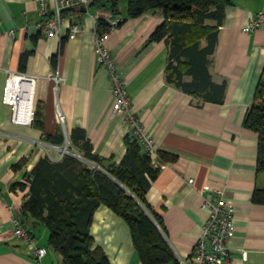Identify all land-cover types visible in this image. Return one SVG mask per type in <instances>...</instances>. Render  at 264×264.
I'll return each mask as SVG.
<instances>
[{
	"label": "crops",
	"instance_id": "obj_1",
	"mask_svg": "<svg viewBox=\"0 0 264 264\" xmlns=\"http://www.w3.org/2000/svg\"><path fill=\"white\" fill-rule=\"evenodd\" d=\"M54 3L50 0L51 6ZM89 10L110 15L95 7ZM259 10H264V0H230L225 5L215 49L208 55L212 80L225 83L220 101L167 82L168 45L165 40H150L164 18L160 9L136 17L123 9L118 14L121 22L107 39L144 130L153 136L157 150L175 156L161 164L146 199L160 215L180 260L189 258L202 232L208 211L201 202L204 195H211L204 190L211 184L223 187L225 198L235 206V230L229 240L232 259L221 264H264V203L253 200L264 172L257 169L258 133L244 126L264 70V28L246 31L244 26ZM38 18L37 0H0V264H64L60 253L48 246V228L22 212L36 163L46 155L54 161L63 157L45 136L64 133V128L69 135L82 127L92 151L109 165L121 163L131 131L125 114L112 112L110 78L96 58L90 14H72L71 19L84 22L86 30L64 39L41 35L35 27ZM56 68L63 76L57 86L51 77ZM9 70L35 77L28 106L32 102L37 119L29 124L16 122L3 100ZM15 218L23 219L47 248L42 258L13 233ZM90 233L112 264H141L128 223L105 203L95 209Z\"/></svg>",
	"mask_w": 264,
	"mask_h": 264
},
{
	"label": "trees",
	"instance_id": "obj_2",
	"mask_svg": "<svg viewBox=\"0 0 264 264\" xmlns=\"http://www.w3.org/2000/svg\"><path fill=\"white\" fill-rule=\"evenodd\" d=\"M229 1L126 0L125 8L132 17L160 9L164 18L150 40H165L168 45L167 82L205 99L220 101L225 83L212 80L208 55L215 49L218 26ZM120 4L121 0H93L89 8L118 15L122 13ZM98 24L100 31L109 26L103 15ZM244 126L258 133L257 169L264 172V70ZM45 138L54 144L65 142L62 130ZM68 141V148L84 159L70 153L57 161L48 155L40 158L32 170L30 194L22 206L23 213L48 228V246L60 253L64 264H112L105 250L94 244L90 233L93 213L102 203L128 223L141 264H181L165 236L160 215L146 199L161 164L175 156L156 150V164L143 142L130 131L121 163L103 165L102 158L92 151L84 128H74ZM253 200L264 203V184L254 189Z\"/></svg>",
	"mask_w": 264,
	"mask_h": 264
},
{
	"label": "built area",
	"instance_id": "obj_3",
	"mask_svg": "<svg viewBox=\"0 0 264 264\" xmlns=\"http://www.w3.org/2000/svg\"><path fill=\"white\" fill-rule=\"evenodd\" d=\"M92 1L55 0L54 5L51 6L50 0H37L39 18L35 22V27L44 36L55 34L61 39L64 37L72 38L86 30V24L71 19V15L81 16L86 12L90 14L94 20L96 58L98 64L107 70L110 78L113 93L112 112L113 114L118 112L125 114V120L130 125L131 132L137 135L145 148L152 154L154 161L158 163L154 138L144 130L142 119L133 111L131 94L125 77L107 45L110 30L115 28L122 18L119 15H103L106 17L109 26L106 30L100 31L98 19L101 13H92L89 10ZM82 7L86 11L82 10ZM257 28H264V10L255 12L244 26L246 31H254ZM11 32L15 33L16 29H11ZM51 77L56 82V86L63 80L58 68L52 72ZM34 81L35 77L32 75L14 70L8 71L3 90V100L10 106L12 118L18 123L29 124L34 119L35 111L32 105L28 106V94L31 90L33 100ZM58 119L64 124L65 116L61 111L58 113ZM64 135V144L49 143L50 146L60 151L61 156L65 153L75 155V152L67 147L68 134L65 128ZM189 182L192 183L193 178H190ZM206 189L211 191V195L203 196L201 207L206 209L208 214L189 258L181 259V264H189V261H192L193 264H221L232 259L229 240L235 230V206L225 198L223 187L206 184L204 190ZM13 233L26 243L28 250L38 259L46 254L47 248L38 243L37 238L31 234L19 218L14 220ZM247 253V250L242 251L243 258L247 257Z\"/></svg>",
	"mask_w": 264,
	"mask_h": 264
},
{
	"label": "rangeland",
	"instance_id": "obj_4",
	"mask_svg": "<svg viewBox=\"0 0 264 264\" xmlns=\"http://www.w3.org/2000/svg\"><path fill=\"white\" fill-rule=\"evenodd\" d=\"M125 6H126V0H121V4H120V7H121V9L123 10V9H125ZM69 142V141H68ZM68 142H67V144H68ZM67 147H68V145H67ZM53 148V147H52ZM53 149H55V148H53ZM69 149V148H68ZM69 150H71V149H69ZM72 152H75V156H78V157H80V158H82V159H84L83 157H82V155L81 154H79L78 152H76V151H74V150H71ZM263 184H264V182H263ZM262 184V185H263Z\"/></svg>",
	"mask_w": 264,
	"mask_h": 264
},
{
	"label": "water",
	"instance_id": "obj_5",
	"mask_svg": "<svg viewBox=\"0 0 264 264\" xmlns=\"http://www.w3.org/2000/svg\"><path fill=\"white\" fill-rule=\"evenodd\" d=\"M82 8H84V7H82ZM83 158H84V157H83ZM96 166L100 168V166H99L98 164H96ZM150 215L152 216V214H151V213H150Z\"/></svg>",
	"mask_w": 264,
	"mask_h": 264
},
{
	"label": "bare ground",
	"instance_id": "obj_6",
	"mask_svg": "<svg viewBox=\"0 0 264 264\" xmlns=\"http://www.w3.org/2000/svg\"><path fill=\"white\" fill-rule=\"evenodd\" d=\"M31 105H32V102H31Z\"/></svg>",
	"mask_w": 264,
	"mask_h": 264
}]
</instances>
